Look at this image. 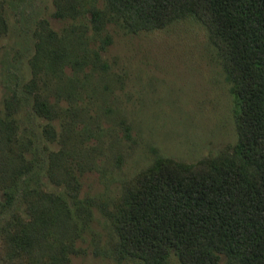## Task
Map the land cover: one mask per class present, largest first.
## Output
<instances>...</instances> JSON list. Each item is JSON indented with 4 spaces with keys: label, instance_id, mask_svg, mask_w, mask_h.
<instances>
[{
    "label": "rangeland",
    "instance_id": "374dc122",
    "mask_svg": "<svg viewBox=\"0 0 264 264\" xmlns=\"http://www.w3.org/2000/svg\"><path fill=\"white\" fill-rule=\"evenodd\" d=\"M113 13L104 0H0V263L23 236L32 264L59 255V238L71 264H144L118 257L106 215L125 181L156 156L194 162L235 142L233 97L200 22L130 33ZM38 190L63 199L62 236L41 222Z\"/></svg>",
    "mask_w": 264,
    "mask_h": 264
},
{
    "label": "trees",
    "instance_id": "16d2710c",
    "mask_svg": "<svg viewBox=\"0 0 264 264\" xmlns=\"http://www.w3.org/2000/svg\"><path fill=\"white\" fill-rule=\"evenodd\" d=\"M104 1L130 33L184 17L200 22L233 97L236 135L222 154L194 162L156 156L127 179L105 211L116 254L144 264H167L170 256L180 264H264V0ZM101 14L91 8L89 19L95 23ZM4 180L2 174L0 186ZM3 194L9 203L11 195ZM37 195L50 205L39 208L41 222H58L62 236L68 230L60 219L63 199L42 190ZM67 240L59 238L60 256L44 264H71ZM28 243L22 236L0 264H32Z\"/></svg>",
    "mask_w": 264,
    "mask_h": 264
}]
</instances>
